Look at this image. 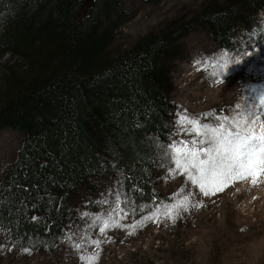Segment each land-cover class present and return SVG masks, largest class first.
Masks as SVG:
<instances>
[{"label": "trees", "instance_id": "1", "mask_svg": "<svg viewBox=\"0 0 264 264\" xmlns=\"http://www.w3.org/2000/svg\"><path fill=\"white\" fill-rule=\"evenodd\" d=\"M131 1L0 0V129L22 137L0 180V228L12 246L52 251L74 194L109 174H120L136 214L166 200L153 172L172 162V75L183 38L203 31L232 51L239 30L253 31L256 43L264 36V0H228L112 54ZM230 104L215 106L212 117L221 121Z\"/></svg>", "mask_w": 264, "mask_h": 264}, {"label": "rangeland", "instance_id": "2", "mask_svg": "<svg viewBox=\"0 0 264 264\" xmlns=\"http://www.w3.org/2000/svg\"><path fill=\"white\" fill-rule=\"evenodd\" d=\"M227 1H131L109 52L122 51L172 19ZM258 15L264 18V10ZM238 32L232 51L203 31L182 40L183 59L172 75L177 103L172 162L153 172L166 200L136 214L120 191V174L93 179L74 194L65 234L52 251L12 246L0 228V264H264V173L229 180L222 189L206 185V196L175 163L177 148L206 146L189 120L227 127L234 119L250 122L247 108L257 110L256 129L264 126V36L256 43L253 31ZM5 60L0 57V74ZM227 101L232 104L222 120L212 117L210 111ZM21 142L20 133L0 129V180Z\"/></svg>", "mask_w": 264, "mask_h": 264}, {"label": "snow or ice", "instance_id": "3", "mask_svg": "<svg viewBox=\"0 0 264 264\" xmlns=\"http://www.w3.org/2000/svg\"><path fill=\"white\" fill-rule=\"evenodd\" d=\"M260 111L264 112V108ZM245 112L252 118L250 122L234 119L227 127L223 123L209 125L189 120L197 136L203 137L202 143L206 146L198 149L177 148L175 163L177 168L187 172L189 180L198 184L206 196L210 194L205 190L206 185L212 184L222 189L229 180H243L249 175L264 173V126L259 130L255 127L257 110L246 108ZM223 119L227 120L226 117ZM184 120L185 117L181 116L180 121Z\"/></svg>", "mask_w": 264, "mask_h": 264}, {"label": "bare ground", "instance_id": "4", "mask_svg": "<svg viewBox=\"0 0 264 264\" xmlns=\"http://www.w3.org/2000/svg\"><path fill=\"white\" fill-rule=\"evenodd\" d=\"M202 198H203V196H202ZM214 201V200H213ZM202 202V201H201Z\"/></svg>", "mask_w": 264, "mask_h": 264}]
</instances>
